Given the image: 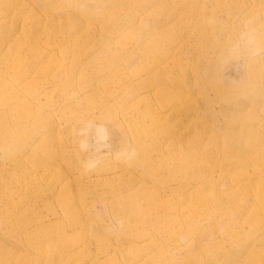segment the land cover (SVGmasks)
Listing matches in <instances>:
<instances>
[{
	"label": "rangeland",
	"instance_id": "374dc122",
	"mask_svg": "<svg viewBox=\"0 0 264 264\" xmlns=\"http://www.w3.org/2000/svg\"><path fill=\"white\" fill-rule=\"evenodd\" d=\"M0 264H264V0H0Z\"/></svg>",
	"mask_w": 264,
	"mask_h": 264
},
{
	"label": "bare ground",
	"instance_id": "6f19581e",
	"mask_svg": "<svg viewBox=\"0 0 264 264\" xmlns=\"http://www.w3.org/2000/svg\"><path fill=\"white\" fill-rule=\"evenodd\" d=\"M117 96H119L118 94L116 95V97ZM168 132V131H167ZM157 134H158V136H161L162 134H163V132L162 131H159V132H157ZM169 134V135H168ZM164 135H166V132L164 133ZM177 134H176V132H169V133H167V136L168 137H170V138H172L173 140L176 138V139H179L178 138V135L176 136ZM202 136V134L200 133L199 135H198V138H200ZM9 141L11 142L12 141V139L10 138L9 139ZM238 148H239V146H238Z\"/></svg>",
	"mask_w": 264,
	"mask_h": 264
}]
</instances>
